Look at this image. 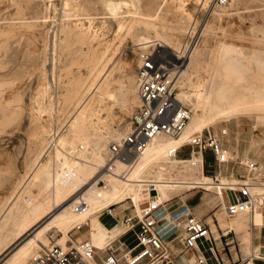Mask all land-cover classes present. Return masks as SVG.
Listing matches in <instances>:
<instances>
[{
	"label": "rangeland",
	"instance_id": "1",
	"mask_svg": "<svg viewBox=\"0 0 264 264\" xmlns=\"http://www.w3.org/2000/svg\"><path fill=\"white\" fill-rule=\"evenodd\" d=\"M124 1L128 9L122 8L116 21L104 8L103 0H0V207L7 209L5 214L12 212L4 220L5 223L4 221L1 223L3 225L0 228V252L16 238L20 229L19 222L23 217V220L26 219L31 205L35 201L48 199L49 195L43 191L46 179L33 178L39 168V166L34 168V160L43 147H45L43 162L52 159L55 151L65 155L59 138L68 130L74 119L75 113L67 94L77 77L85 81L87 89L95 85L89 95L95 93L96 87L104 79H109V96H105L101 106L91 116L89 115L90 120L98 124L100 132H105V127L124 136L129 132L131 116L138 106L135 101L138 54L144 50L137 45L136 39L144 34V25L153 26L164 34L162 37L164 39L154 38L153 45L146 50L160 51L170 62L173 96L180 90L187 93L195 90L204 92L209 88L212 90L211 95L216 97V91L223 85L226 75L230 74L225 69V56L220 51L222 44L227 45L226 47L234 55L235 50H240L242 55L236 54L240 56L239 58H247L245 62L243 60L247 70L236 74L243 76L246 80L244 84L253 82L257 86H264L262 76L258 74L254 62L255 52L264 54V0H228L222 6L217 4V0ZM134 25L136 27H133ZM178 28H182L183 32L179 33ZM78 32L86 34V37L75 34ZM67 33H71L70 36H66ZM93 54L98 56L99 62L90 71L88 63ZM186 65L191 66L189 68ZM182 70L186 72L182 73ZM129 104L132 105L128 109ZM182 105L189 108L187 104ZM262 123L255 125L254 119H247L241 115L236 125L230 122L227 126L223 124L217 128L205 127L203 130L215 134H219L221 128L227 127L228 130H224L226 135L222 138L223 143L228 151L231 152L230 148L233 147H237V150L234 153L236 161L228 157L227 164H217L212 157L206 159L202 169L203 174L213 177L212 179L216 177L225 182L239 183L238 178L248 176L245 168L247 162H244L247 160L256 163L259 171L254 177L264 182ZM181 136L182 134L178 138ZM190 136L185 140L184 145L189 142ZM113 144L115 143L111 141L109 146ZM189 151V146L182 148L177 158H188ZM105 171L107 166L103 172ZM129 171L127 177L132 176V170ZM98 185L102 187L105 184L99 180ZM192 192L197 193L188 205L196 201L198 203L204 195H209L201 189ZM222 192L224 194V190ZM155 195V191L150 192L151 197ZM228 196L231 197V194ZM228 196L225 195V200ZM183 202L178 197L164 205L161 210H164L165 218H169V211L172 210L169 207ZM110 209H113L114 218L107 215L106 211H101L96 217L98 224L100 219L112 230H124L121 226L124 216L140 218V212L130 199L111 206ZM218 210L219 207L209 210L205 214V219L207 217L217 219V216L221 215L225 222L224 227L219 223L221 229L227 227L229 219L234 227L232 218L224 211L217 213ZM193 214L199 219L204 217L197 212ZM45 221L13 242L1 255L0 264H5L9 257L44 225ZM209 225L213 232L214 227ZM111 226L113 228H110ZM87 229L86 227L74 229L67 235L54 229L47 232L44 238L52 244L61 245H65L70 240L74 242L88 240L98 249L97 256H99L100 251L105 250L92 241ZM179 235L180 230H177L165 240L169 247L171 262L178 256L196 257L193 253L182 249ZM235 235H237L236 231ZM235 237L238 242L235 241L228 246L218 244L214 249L224 264L250 257V254L242 256L241 252L242 247H247V243L238 235ZM112 241L109 239L106 242L107 247L112 245L120 256L125 255L127 252L124 251H129L134 245L130 235L121 240L126 242L128 249L121 248L120 239ZM46 242L36 243L34 254L25 264L42 246H47ZM256 243L261 247L259 250L261 254L264 249V230L262 238ZM205 247L207 244L201 247L202 250ZM105 255L104 252L103 256ZM163 264H166V261Z\"/></svg>",
	"mask_w": 264,
	"mask_h": 264
},
{
	"label": "bare ground",
	"instance_id": "2",
	"mask_svg": "<svg viewBox=\"0 0 264 264\" xmlns=\"http://www.w3.org/2000/svg\"><path fill=\"white\" fill-rule=\"evenodd\" d=\"M103 5L116 21L118 19H116V17L118 16L119 11L122 8L128 9L124 0H103ZM65 6L67 7L66 4ZM78 6L80 5L78 4ZM87 9L85 11H87ZM79 13L82 12L79 10ZM88 14L90 15V13ZM78 15L80 16L81 14ZM75 17L77 16L75 15ZM133 27H136V25ZM132 29L133 28L131 27V31ZM143 29L144 34L139 35L136 39L137 45L141 47L142 50H146L153 45L154 38L164 39L162 38L164 34L157 31L153 26L144 25ZM182 30V28L177 29L179 33L183 32ZM70 34L71 33H67L66 36H70ZM75 34H79L81 37L84 35L83 37H86V34L80 32ZM226 46L227 45L222 44L220 46V51L223 52V56H225V69L227 72L229 71L230 74L226 75L223 85L216 91V97L211 95L212 90L209 88L204 90V92H201V90H195L187 93L180 90L177 95L174 96V100L180 104H187L192 112L189 122L181 133L182 136L176 139L157 135L151 140L150 144L141 154L133 157L128 162L118 161L117 158L111 157V145L109 146L111 141H113V143H118L121 138L128 134V132L124 136L120 132L112 131L109 127H105V132H100L98 124H95L90 120V116L103 103L104 97L110 93L109 79H104L102 83L98 84L96 87L95 93L89 95L95 85H91L87 89L85 81L81 77H77L73 82V87L70 88L67 94L72 103V110L75 113L74 119L68 130L59 138L61 141L60 145L62 146L65 155L55 151L52 159L43 162L45 154V147H43L42 150L40 149L41 151L34 160V168L36 166H39V168L34 173L33 178L35 180L46 179V181L44 180L43 191L45 194L49 195L47 196L48 199L47 201H35V203L31 205V209L29 210L26 219L23 220V217L22 221L19 222V233L15 236L16 238L13 242L27 234L33 227L45 220L46 221L31 238L21 245L11 257H9V260L6 261L5 264H25L34 254L36 243L38 241H47V246L52 244L50 241L46 240L44 236L47 232L54 229L60 230L64 235H67L74 229L86 227L91 234L90 237L92 241L97 246L102 247L100 242L106 236V232L105 229L97 223L96 216L101 211L111 206L118 205L127 199H130L137 207L138 212H140L141 207H143L151 198L149 194L150 187H153L157 191L158 196L156 200L158 203L169 202L176 197H180L184 200V194H193V190H204L209 193V195L207 199L203 201L200 211L205 212L208 208L219 205L217 213L223 211L226 213L225 205L221 202L222 191L228 187V185L238 183L225 182L217 178L214 180L205 176L202 171L203 164L200 153H193L192 158L186 160L177 159L175 156L170 157L168 155L169 150L182 147L185 140L190 135L196 132L200 133L205 127L217 128L223 124L227 126L230 122H233L236 125L237 119L241 115L247 119H254L255 125L261 124L262 122V125H264V86H257L253 82L244 84L246 80L243 76H241V74H236L243 70H247L243 63V60L245 62L247 58H239L242 55L240 50H235L234 55ZM157 47L161 48V46ZM236 54H240V56L238 57ZM171 55L174 56V54ZM218 59H220V57ZM98 62V56L93 54L88 63L90 64V71ZM254 62L258 74L262 76L264 81V54L255 52ZM194 64L196 65L195 62ZM189 66L191 65H188L187 67ZM185 70H182V73L186 72ZM172 88H174V86ZM135 101L139 104L138 98H136ZM131 105L132 104H129L128 107H126L129 109ZM222 130L228 129L225 127L220 129V131ZM230 150L231 152L227 151L228 157H231L233 161H236L234 153L235 150H237V147L230 148ZM111 162H113L112 171L103 172L106 166ZM244 162L249 161L244 160ZM129 170H132L131 177H127ZM256 171H259L258 168ZM99 180L104 182V187L98 185ZM255 190L260 192V194L264 193V185H258ZM6 210L7 209L4 207H0V224L12 214V212L5 214ZM263 211L264 208L256 207L251 213L247 211L239 212L231 217L236 234L242 241L247 243V247H244L245 255L250 254V257L258 256L261 248L256 241L262 238L260 229L262 224H264ZM217 219L222 227H224V217L218 215ZM208 222L212 227L215 226L211 219H208ZM176 224L180 226L182 221L177 220ZM2 225L3 224L0 225V228ZM213 233L215 238L218 239L219 234L216 233L215 228L213 229ZM11 244L9 243V245L2 249L0 257ZM57 244L61 245L60 243ZM100 252L99 256L103 255L105 251ZM195 255L196 254H194V256ZM171 263L196 264L197 261L196 257L178 256L176 260Z\"/></svg>",
	"mask_w": 264,
	"mask_h": 264
},
{
	"label": "built area",
	"instance_id": "3",
	"mask_svg": "<svg viewBox=\"0 0 264 264\" xmlns=\"http://www.w3.org/2000/svg\"><path fill=\"white\" fill-rule=\"evenodd\" d=\"M227 2L228 0H217L220 6ZM138 60L136 93L139 104L131 116L128 134L110 148L111 157L123 162H128L141 154L157 135L178 138L192 115L189 108L174 100L170 62L163 54L157 50H143L138 54ZM225 135L224 130L219 134L209 130L192 134L186 145L190 147L189 157L192 158L193 153H200L203 161L204 156L210 154L217 164H227L228 150L222 143ZM182 148L184 147L171 149L168 155L177 156ZM112 163L107 166L109 172L113 169ZM245 168L248 176L238 178V184L228 185L224 189V192L230 193L232 197L231 203L225 206L229 217L239 212L251 213L256 207L264 208V193L259 194L255 190L258 184H264L254 177L258 173L257 165L249 161L245 164ZM151 191H155L156 195L141 208L140 218L124 216L121 221L125 233L135 227L138 228L134 235L136 245L128 251V256H120L117 249H113L110 245L107 247L106 255L96 262L98 249L90 241L70 240L64 246L58 244L42 246L27 264H163L165 261L166 264H171L170 251L165 240L177 230H180L178 237L182 249L185 252H194L197 264H209L203 253H197L196 246L203 241L210 244L208 251L213 256L215 264H224L215 254L217 243L212 236L209 223L197 218L184 204L169 211V218L166 219L161 209L170 201L158 203L157 191L150 187L149 194ZM103 211H106L107 215H113V209L110 207ZM177 220L182 221V226L176 224ZM219 234L221 245L228 246L237 241L233 230H228L224 234L219 229ZM228 264H264V249L258 256L236 259Z\"/></svg>",
	"mask_w": 264,
	"mask_h": 264
},
{
	"label": "crops",
	"instance_id": "4",
	"mask_svg": "<svg viewBox=\"0 0 264 264\" xmlns=\"http://www.w3.org/2000/svg\"><path fill=\"white\" fill-rule=\"evenodd\" d=\"M222 143H223V140H222ZM223 145L225 146V144L223 143ZM186 145H183L182 147H185ZM226 147V146H225ZM176 158H177V156H175ZM209 157H211V155L210 154H207L206 156H204V158H203V166H204V164L206 163V159H209ZM188 158H190V157H188ZM188 158H183V159H188ZM177 159H182V158H177ZM229 163V162H228ZM211 178V177H210ZM213 178V177H212ZM215 179H216V177H214ZM197 193V192H196ZM196 193H193V194H184L183 195V197H184V202H183V204L184 205H186L189 209H190V211L192 212V214H193V212H197L198 214H200L201 216H204V217H202L201 219H203V220H206L207 222H208V219H211V221H212V223H213V225H215L214 226V228H215V230H216V233L217 234H219V229H221V227H220V224H219V221H218V219H213V218H210V217H207L206 219H205V214L209 211V210H211V209H214V208H218L219 207V205H217V206H215V207H210V208H208L205 212H201L200 211V207H201V205L203 204V201L205 200V199H207V197H208V195L207 196H203L202 198H201V201L200 202H198L197 203V201L195 202V203H193L192 205H188V202L190 201V200H193V198L195 197V195H196ZM224 194L225 195H230V193H225L224 192ZM223 194V192H222V203L226 206V205H228L229 203H231V201H232V197H229L228 196V198L225 200V195ZM176 198H178V197H176ZM176 206V207H175ZM179 206H181V204H174V205H172L171 207H169V208H172V210L171 211H173V210H175L176 208H178ZM167 210H168V208H167ZM164 212V210H161V212ZM218 212V211H217ZM99 217H101V215H99ZM111 218H114V216L112 215L111 216ZM99 219V218H98ZM217 220V221H216ZM117 221V220H116ZM118 222V221H117ZM215 222H217V224L215 223ZM99 223L105 228V232H106V236L101 240V242H100V244H101V246L103 247V249L105 250V253L107 252V245H106V242L109 240V239H112L113 241H117V239H120V243H121V248L123 249V247H125L124 248V250L125 249H128V246H126L125 245V241H121L125 236H127V235H130L131 236V239H132V241L134 242V245L131 247V248H133L135 245H136V240H135V237H134V235H135V233H136V231L138 230V228L137 227H135L132 231H130V232H128V233H125V231L123 230V231H118V230H112V229H109L107 226H106V224H103L101 221H100V219H99ZM209 223V222H208ZM227 223H228V225H227V227L226 228H224V229H221L222 231H224V232H226V231H228V229H231V230H233L234 231V227H233V225H232V223H231V220L229 219V221H227ZM230 224V225H229ZM113 225L115 226V224L113 223ZM110 228H113V226H111ZM263 230H264V224H262V226H261V229H260V234H261V236H262V233H263ZM211 232H212V229H211ZM235 232V231H234ZM225 234V233H224ZM212 236H213V238L216 240V243H217V245L218 244H220L219 243V236H220V234L218 235V239H216L215 238V236H214V233L212 232ZM237 236V235H236ZM122 238V239H121ZM83 241V240H82ZM112 241V242H113ZM80 242V241H79ZM123 244V245H122ZM201 244V245H200ZM205 244H207V247H205L204 248V250H202V248L201 247H204L205 246ZM209 246H210V244L207 242V241H203V242H200L199 244H197V246H196V248H197V253H203V255L205 256V258L208 260V263L209 264H215V262H214V260H213V256L211 255V253L208 251L209 250ZM123 250V251H124ZM215 251V250H214ZM124 252H127L126 254H125V256H128V251L126 250V251H124ZM241 252H242V256H246L245 255V252H244V247H242V250H241ZM98 253V252H97ZM97 253H96V259H95V261L96 262H99L100 260H101V258L103 257V255H100V256H97ZM194 253V252H193ZM195 254V253H194ZM215 254H216V252H215ZM217 255V254H216ZM217 257H218V255H217ZM99 258V259H98ZM177 258V257H176ZM219 258V257H218ZM220 259V258H219ZM221 260V259H220ZM234 261V260H233ZM224 263V262H223ZM230 263V262H229Z\"/></svg>",
	"mask_w": 264,
	"mask_h": 264
}]
</instances>
